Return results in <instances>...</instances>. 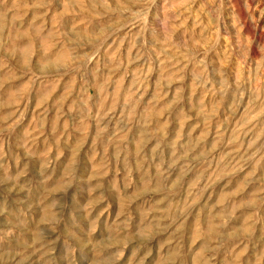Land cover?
I'll return each mask as SVG.
<instances>
[{
    "label": "rangeland",
    "instance_id": "1",
    "mask_svg": "<svg viewBox=\"0 0 264 264\" xmlns=\"http://www.w3.org/2000/svg\"><path fill=\"white\" fill-rule=\"evenodd\" d=\"M0 264H264V0H0Z\"/></svg>",
    "mask_w": 264,
    "mask_h": 264
}]
</instances>
